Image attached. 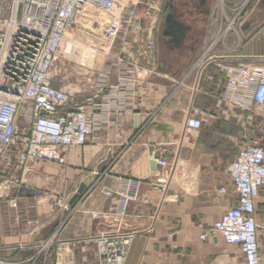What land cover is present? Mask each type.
Listing matches in <instances>:
<instances>
[{
	"label": "crops",
	"instance_id": "1",
	"mask_svg": "<svg viewBox=\"0 0 264 264\" xmlns=\"http://www.w3.org/2000/svg\"><path fill=\"white\" fill-rule=\"evenodd\" d=\"M254 12L264 13V6L258 5ZM150 16L145 15L147 22ZM144 24L142 28L140 21L130 36L147 30L148 23ZM256 25L254 22L247 31L255 33ZM212 31L210 27V38ZM263 38L264 30L240 53L264 54L254 52ZM119 41L112 49L123 50L129 44ZM114 49L115 54L123 53L127 67L136 71L135 89L126 107L109 115L100 113L93 139L83 146L64 148L66 164L40 161L8 171L9 177L21 179V188L36 183L68 204L80 184L93 176L87 188L69 209L55 202L42 206L25 197L20 200L19 220L7 201L0 208L3 242L26 245L16 255L28 257L36 251L35 244L55 236L47 264H103L93 238L121 229L135 234L127 264H241L244 253L238 244L227 243L221 236L205 240L200 236L235 204L229 165L244 141L258 139L264 145V108L232 114L221 110L216 96L226 84V75L214 63L206 67L196 89V75L191 71L194 62L187 57H164L162 63L161 54L156 58L149 42L138 50L139 56ZM113 63L107 66L115 67ZM110 82H117L115 74ZM193 97L198 106L216 117L200 129L185 131ZM161 150L167 154L169 168L173 167L164 201L154 184L159 167L154 170L151 165L155 152ZM134 181L140 182L138 199L128 202L120 219L119 206ZM224 187L227 190L222 192ZM174 196L176 199H171ZM256 207L264 264V186ZM57 247H61L59 259L54 255ZM66 257L72 262H66Z\"/></svg>",
	"mask_w": 264,
	"mask_h": 264
},
{
	"label": "built area",
	"instance_id": "2",
	"mask_svg": "<svg viewBox=\"0 0 264 264\" xmlns=\"http://www.w3.org/2000/svg\"><path fill=\"white\" fill-rule=\"evenodd\" d=\"M261 1L216 0L212 39L191 68L196 75V89L212 63L226 75V84L216 97L217 106L229 114L238 110L250 113L257 106L264 108V54L240 53L263 31L259 27L255 33L247 31ZM143 7L144 15H150L152 6L140 0H0V174L40 161L66 164L64 148L83 146L93 139L100 113L106 111L109 115L126 107L135 89L136 71L111 49L116 40L127 42L128 34L141 21ZM81 42L96 50L101 43L99 48L106 57L99 69L96 97L78 99L64 89L63 78L55 69L66 61H75L85 70L94 68L81 60L79 46L85 45ZM109 62L116 66H107ZM114 74L117 82L111 83ZM215 117L213 112L198 106L193 97L185 131L200 129ZM154 156L159 167V178L154 184L164 201L168 198L167 185L173 167L169 168L170 161L163 150L156 151ZM229 172L236 202L200 237L205 240L208 236H221L227 243L240 246L244 253L241 264H262L256 219V200L264 186L261 140L244 141L229 165ZM9 178L6 184L15 190L21 188L20 178ZM139 185V181H134L123 196L118 209L120 219L128 202L138 199ZM58 204L70 208L64 198ZM10 207L17 211L19 220L18 197L10 199ZM134 235L121 229L98 234L93 239L99 260L103 264H127ZM35 245L36 251L30 256H17L16 252L26 245L5 244L0 224V264H47L56 245L55 236ZM60 251L61 247H57V259L61 258ZM65 259L72 262L70 257Z\"/></svg>",
	"mask_w": 264,
	"mask_h": 264
},
{
	"label": "rangeland",
	"instance_id": "3",
	"mask_svg": "<svg viewBox=\"0 0 264 264\" xmlns=\"http://www.w3.org/2000/svg\"><path fill=\"white\" fill-rule=\"evenodd\" d=\"M140 1L144 5L152 6L150 12L151 16L148 22L144 15L146 12V8L143 7V9L142 8L140 9L141 27L142 28L145 27L144 22L146 21V23H148L147 30L144 29L145 30L144 31L142 29L139 35L132 34V36H130V34L132 33V31H130V33L126 38V41H128L129 44L125 46L123 50L121 49L116 50L114 48L113 49L117 53L122 51L127 54L134 53L135 56H139V54H137L138 50L143 49L145 47V43L149 42V45L153 47L152 52L154 56L157 58L159 57V54H161L160 59L162 63L164 62V57L175 58L176 53L169 51L167 47H162L159 41L158 22L160 18V10L162 9L165 0H140ZM213 19L214 18H212V14H210V16L207 17L205 22L201 23L200 26L198 25L199 30L202 33L201 41L200 44L197 46L196 50L190 53L189 56L187 57L189 61L194 62L201 55V53L204 51V49L208 46L209 42L211 41L212 36L211 38L210 36L208 37V31L211 27L213 28L212 32L214 33V29L216 25L214 24ZM252 20L257 24L256 27L263 28L264 30V13L254 12L252 14ZM120 42H122V40H120L119 43ZM81 43L85 44V46L87 45L90 47V44L88 43L85 42H81ZM80 46H82V44ZM99 47H101V43L98 44V48H97L98 52L93 69L85 70L80 65L75 63V61H66L63 64L58 65L61 68V71L59 73L61 75V78H63L64 89L71 92L72 94H75L76 98L78 99L88 97L95 92L94 91L95 85L99 79V74H98L99 69L101 68V63L104 62L106 57L104 54L101 53V49ZM113 49H111V52H113ZM79 52L82 53L80 48H79ZM254 52L264 53V38L261 44L256 47ZM121 54L123 56V53ZM59 60L62 61L64 59L61 56ZM82 70L85 71L86 74L83 73V75H80L79 73H82L80 72ZM8 173L9 172L7 171L6 174H0V186H2L0 188V208H2L5 204H8L10 199L14 197H18L19 201L23 200V198L26 197L28 201L35 202L42 206L43 204L49 206L54 202L58 203V201L60 200V197H57L56 194L51 193V191L48 189L43 190L40 187V185H36V183L15 190L13 187H10V185L5 183V180L10 179ZM40 201H42L43 203H40ZM0 223L1 225H3L2 219L0 220Z\"/></svg>",
	"mask_w": 264,
	"mask_h": 264
},
{
	"label": "flooded vegetation",
	"instance_id": "4",
	"mask_svg": "<svg viewBox=\"0 0 264 264\" xmlns=\"http://www.w3.org/2000/svg\"><path fill=\"white\" fill-rule=\"evenodd\" d=\"M215 2L216 0H165L160 10L158 22L161 46L175 52L176 57H188L199 45L202 34L199 26L212 14ZM259 6H264V0L260 2ZM177 22L189 27L180 47L178 41L173 36L168 35L171 30L170 27L175 23L177 27Z\"/></svg>",
	"mask_w": 264,
	"mask_h": 264
},
{
	"label": "water",
	"instance_id": "5",
	"mask_svg": "<svg viewBox=\"0 0 264 264\" xmlns=\"http://www.w3.org/2000/svg\"><path fill=\"white\" fill-rule=\"evenodd\" d=\"M189 27L185 26L184 24L177 22V27L176 23L170 27V31L168 32V35L173 36L177 41H178V46H181V43L183 42V39L185 37L186 31ZM152 168L155 170L157 169V163L156 160L153 159L151 161ZM93 176H89L86 178L79 186L77 189L76 193L72 196V198L69 201V205H73L81 196V194L85 191L87 188V184L90 182Z\"/></svg>",
	"mask_w": 264,
	"mask_h": 264
},
{
	"label": "bare ground",
	"instance_id": "6",
	"mask_svg": "<svg viewBox=\"0 0 264 264\" xmlns=\"http://www.w3.org/2000/svg\"><path fill=\"white\" fill-rule=\"evenodd\" d=\"M70 41L68 42V46H70ZM79 48L81 49L82 51V58L81 60L84 61V63L86 65H88L89 67H94L95 65V59H96V56H97V50L96 49H92L90 47H86L85 45L83 46H79ZM56 72H58V74H60L59 72L61 71V68L59 66L56 67L55 69ZM82 73H79L80 75H83L86 74L85 71H80ZM87 72V71H86ZM73 84V83H72ZM70 86V85H69ZM5 184V183H4ZM2 186H0L1 188Z\"/></svg>",
	"mask_w": 264,
	"mask_h": 264
}]
</instances>
